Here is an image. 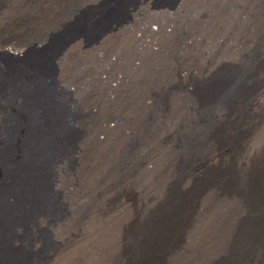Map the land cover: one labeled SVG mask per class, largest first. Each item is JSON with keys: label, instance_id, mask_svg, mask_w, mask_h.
Segmentation results:
<instances>
[{"label": "rangeland", "instance_id": "obj_1", "mask_svg": "<svg viewBox=\"0 0 264 264\" xmlns=\"http://www.w3.org/2000/svg\"><path fill=\"white\" fill-rule=\"evenodd\" d=\"M172 1L58 59L79 151L40 264H264V0ZM101 2L88 34L128 0H0V66Z\"/></svg>", "mask_w": 264, "mask_h": 264}, {"label": "bare ground", "instance_id": "obj_2", "mask_svg": "<svg viewBox=\"0 0 264 264\" xmlns=\"http://www.w3.org/2000/svg\"><path fill=\"white\" fill-rule=\"evenodd\" d=\"M152 1L128 0L120 15L95 34L79 26L87 28L89 23L103 19L98 17L99 13L105 15L101 9L104 3L83 8L66 25L77 31L68 32L60 47L51 51L46 44L17 58L12 66H0V264H40L39 255L24 245L26 235L31 229L38 230L43 216L54 224L65 213L62 179L74 172L79 130L74 104L58 83V59L73 48L98 47L128 28ZM175 1L179 0H173L166 12L178 7ZM48 231L45 228L42 234Z\"/></svg>", "mask_w": 264, "mask_h": 264}]
</instances>
